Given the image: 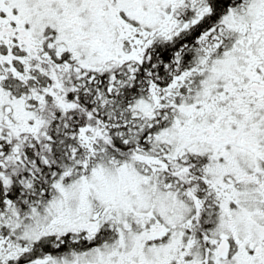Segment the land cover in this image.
<instances>
[{
    "label": "snow or ice",
    "instance_id": "snow-or-ice-1",
    "mask_svg": "<svg viewBox=\"0 0 264 264\" xmlns=\"http://www.w3.org/2000/svg\"><path fill=\"white\" fill-rule=\"evenodd\" d=\"M0 264H264V0H0Z\"/></svg>",
    "mask_w": 264,
    "mask_h": 264
}]
</instances>
